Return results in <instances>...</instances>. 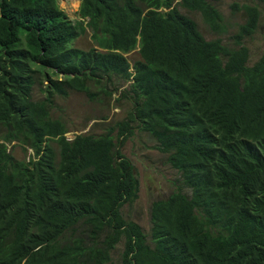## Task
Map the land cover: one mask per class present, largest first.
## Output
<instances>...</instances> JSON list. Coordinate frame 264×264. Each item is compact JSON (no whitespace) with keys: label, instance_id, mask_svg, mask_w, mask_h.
<instances>
[{"label":"trees","instance_id":"16d2710c","mask_svg":"<svg viewBox=\"0 0 264 264\" xmlns=\"http://www.w3.org/2000/svg\"><path fill=\"white\" fill-rule=\"evenodd\" d=\"M178 7L223 29L208 0H80L77 20L58 0H0V264H110L120 244L118 264H264V52L251 64L242 45L262 13L243 7L229 49ZM87 31L92 47H72ZM91 87L129 117L68 139L55 99ZM134 128L190 191L152 202L148 234L122 213Z\"/></svg>","mask_w":264,"mask_h":264},{"label":"rangeland","instance_id":"374dc122","mask_svg":"<svg viewBox=\"0 0 264 264\" xmlns=\"http://www.w3.org/2000/svg\"><path fill=\"white\" fill-rule=\"evenodd\" d=\"M219 11L223 18V29L212 32L203 22L197 12H189L178 7L180 12L195 21L197 28L207 41L219 39L229 49L237 48L235 35L239 27L246 21L244 6H255L261 11L255 32L244 41L242 45L249 51L250 62L253 64L264 52V12L263 6L255 0H208ZM80 0H58L59 8L70 20L78 19ZM71 46L83 51L92 47L90 32L76 39ZM130 64L140 60L138 49L125 55ZM116 86L119 90L126 89L127 83L119 80ZM112 87L108 88L109 90ZM94 96H86L84 93L73 92L67 98H56L52 115L60 118L67 126L66 137L72 139L75 135L91 134L101 135L107 129L115 127L116 123L127 120L131 112L130 100L122 99L116 102L118 94L109 96L91 87ZM37 93V91H35ZM116 133V130L114 131ZM10 147V146H9ZM124 156L134 167L138 181V193L135 202L122 208L126 220L135 222L145 234L150 229V207L152 202L167 198L171 193L181 191L186 195L190 191L182 183L179 172L173 169L167 162V155L156 150V142L147 133L136 128L133 135L127 139L121 149ZM18 160L27 159L30 152L25 153L20 146H15L12 151ZM122 245H118L112 254L110 264L119 263V254Z\"/></svg>","mask_w":264,"mask_h":264}]
</instances>
